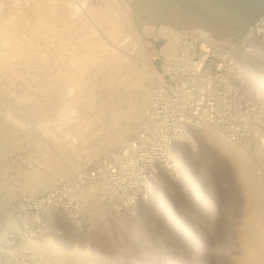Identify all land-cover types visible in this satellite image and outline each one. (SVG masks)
Wrapping results in <instances>:
<instances>
[{"label": "bare ground", "instance_id": "6f19581e", "mask_svg": "<svg viewBox=\"0 0 264 264\" xmlns=\"http://www.w3.org/2000/svg\"><path fill=\"white\" fill-rule=\"evenodd\" d=\"M89 1L0 0V158L4 155V149L7 146L18 141V136L23 130L28 131L26 128L30 120L40 126L47 136L46 139H49L55 147L54 151L52 149L53 152L49 153V159H43L32 170L20 173L25 175V178L23 176L24 179L20 180L21 186H15L12 179L0 180V193L2 191L3 194H8L4 197L1 193L4 198L0 199V202L4 203L7 198L10 199V195L17 190L15 188L24 187L27 193L35 194L54 186L60 179L58 176L64 177L81 170L109 148L119 146L121 142L131 138L137 131L143 113L146 112L149 104L145 90L148 85L146 76L137 70L130 71L117 82V85L105 77L106 74L111 76L110 71L117 70L120 64L119 54L111 50L107 41L119 48L126 45L124 33L130 31V18L126 8L121 3L116 6L117 2L116 5L112 3L115 7L111 10V6V11H106L102 7V9L100 7L95 9V6L87 3ZM129 1L136 13L150 2L152 5L165 2V0ZM80 4L89 5V8L86 7L87 16L81 13ZM88 16L102 24L101 29L106 30L104 37L107 41L92 27ZM107 20L108 24H106ZM167 22V25L159 30L162 35L170 36V33L176 35L186 29L185 27H182L183 30L176 29L175 26L180 23ZM144 23L145 28L152 33L156 32L152 18ZM125 34L127 36L125 38H128V32ZM168 49L169 46L166 45L164 50ZM100 51L102 53L97 58L94 54ZM116 86L121 88L120 91L124 94L130 96L132 93L136 94L134 102H131L133 99L125 102L130 105H127V109L125 106L123 108V103H115L112 99ZM121 119L124 122L127 120L125 124L123 123L125 126H120ZM195 135L198 146L196 148L186 146L184 157H179L182 178L178 181L161 176L156 185L158 206L155 202H141L136 207H140V210L142 209L149 216H154L158 212L157 207H163L166 204L162 203L164 202L163 190L169 189L175 192L179 188H183V197L187 194L189 203L193 204L195 195L200 190L196 179L184 162H191L200 156L195 154L200 142L203 149L209 146L218 149L224 159L223 163L232 167L242 190L240 191V200L243 204L240 206L243 211V215L240 213L242 224L238 223L240 228L236 225L237 231L241 232L238 236L241 244L239 246L235 243L240 250L238 256L233 258V262L234 264H264V184H262V177L256 172L257 164L253 156L251 157V154L249 155L243 149L244 147L241 148L237 143L229 142L215 128L196 132ZM46 139L42 140V143L47 141ZM58 156L63 158L62 163L58 162ZM37 165L43 167L39 168ZM186 182L190 184V188L186 187ZM96 187L92 184L84 191L93 194ZM10 205L14 209L16 203L13 202ZM111 205L118 204L109 202L102 207L106 209ZM99 207L96 204V213ZM5 210L0 205V235L5 225L11 224V222H4ZM98 213L100 214L101 211ZM66 227L72 228L73 234H77V228L71 225ZM78 245L74 242L67 248H62L56 243L54 236H45L30 240L26 248L34 252H46L49 257L58 259L56 264H103L102 259L96 261L91 257L88 247ZM121 252V257L117 258L119 260L126 255L125 252ZM153 252V254L156 253L155 257L171 252L170 257L175 258L173 250H154ZM146 254L150 253L146 252Z\"/></svg>", "mask_w": 264, "mask_h": 264}, {"label": "rangeland", "instance_id": "374dc122", "mask_svg": "<svg viewBox=\"0 0 264 264\" xmlns=\"http://www.w3.org/2000/svg\"><path fill=\"white\" fill-rule=\"evenodd\" d=\"M75 1L77 2L78 0ZM87 3L93 7L95 6V9H99L100 7V9L103 8L106 11H111L115 7L112 3L117 4L116 6H119L121 3L126 8V13H128L130 18V31L125 32H128L129 39L125 38L126 34L124 33L126 45L119 48V46H115L106 40L104 37V31L106 30L101 29L102 24L88 16L92 27L97 30L99 36L107 41L111 50L119 54V67L117 70H113V72L110 71L111 76L109 74L105 76L106 79L114 81L115 85H117L119 80L124 78L126 73L134 70L141 72L142 75L147 77L148 85L145 88L146 92L149 88L165 81H172L173 83L187 81L190 78V71L187 72L185 68L180 67L178 70L173 71L166 70L168 52L171 49L173 40L178 36L201 33L204 36L212 37L216 41L214 45L210 46V51L206 55H202L201 43L203 39L201 37L198 38L189 61L193 63L201 62L202 64L193 73L210 80V96L224 103V118L221 119L224 129L223 133L235 137L237 140L235 144L237 143L241 148L244 147L243 149L249 155L251 154V157L253 156V160L257 164L255 165L256 172L262 177V184H264V101L254 98L251 95L248 85L237 83L239 71H237L238 68L236 67L237 53H247L251 48L250 40L246 39L248 28L261 16L256 18L247 29L244 28L243 34L240 36L238 34L180 23L175 28L180 30L182 27H185L186 29L176 35L170 33V37L168 35H162L159 31L162 26L168 23L165 2L156 5H152L150 2L137 13L129 0H90ZM86 4L84 6L80 4V7L82 9L81 13L83 12L87 16L88 10L86 11V7L89 5ZM150 18H152L153 24L155 25L156 32L154 33L144 27V21ZM108 23L109 21L107 20L106 24ZM166 45L169 46V49L165 51L164 47ZM101 53V51L96 52L94 55H97V58H99ZM190 70L193 69L191 68ZM120 90L121 88L115 87V95L113 94L114 97L112 99L115 103H123V108L125 106V109H127V105H130L125 102H130L132 99L131 102H134L136 94L132 93L130 96L122 93ZM109 96L111 97L110 94ZM143 115L138 124L137 131L142 123ZM213 115H216V113H213ZM126 121H120L122 122L120 126H125ZM34 123L32 120L28 121L26 128L28 131L23 130L20 136H18L19 139L17 138L18 141L4 149V155L0 158L1 181L12 179L15 186H21L22 182L20 180L24 179L25 175L20 173L22 171L25 173L32 170L43 159H49V153H51L52 149L54 151L55 147L53 144L49 139H46L47 136L42 132L40 126ZM210 128L215 127L208 125L202 131L205 132ZM42 135L43 138L41 137ZM40 137L42 138L41 140ZM45 139L47 141H43L42 143V140ZM194 139L196 141V135ZM186 146L183 145L180 147V157H184V151L189 147ZM116 147L109 148L99 158L90 161L87 166ZM195 154H200V156L191 162H184L188 166L187 169L189 172L196 179L198 189L200 190V192L196 191L198 193L195 195L196 198L192 202L193 204L189 203L187 194L183 197V188H179L175 192L169 191V189L163 190L164 202L162 203L166 204L163 207H157L158 212L154 216H149L142 209L140 210V207L126 209L119 203L115 206H107L105 209L102 206L108 203L99 195L98 185L94 184L97 187L93 194L85 193L84 190H87V187L83 188L80 192L82 195L80 205L84 215V220L80 227H75L76 225L74 226L71 221L62 217L58 221L55 219L51 224H46V229L37 223V221L31 222L29 226L32 227V232L38 235L44 233L37 237V239L45 236H54L56 243L62 248H67L69 244L74 242L79 244V247H81L80 245L88 247L91 257L96 259V261L102 259L105 262L103 264H234L233 258L238 256L237 254L239 253V246L241 244V239L238 237L241 235V232L239 230L237 231V228H240L238 223L240 222V225L242 224V217L240 216L243 215V211L240 209V206H243L240 200V191H242L241 184L235 178L232 167L223 163L224 159L219 154L218 149L211 146L203 149L202 143L200 142V146ZM2 157L4 158L2 159ZM58 159L59 163L64 161L60 156H58ZM37 166L39 168L43 167L41 165ZM82 169L84 168H81L79 171H82ZM79 171L66 175L71 177V181L66 180L64 182L62 180L66 178L63 175L58 176L60 179H64H59L55 183L56 185L54 184L52 186H60V191H62V194L58 197L61 200L60 208L66 211L69 210L67 213L72 211L76 205L74 203L75 200L70 201L72 199L70 194L74 190L75 182H73V178L76 177L75 174ZM23 176L24 178H22ZM19 177L21 179H18ZM186 184V187L190 188V184L188 182ZM15 189L17 190L10 195L11 197L8 196L10 197V199L7 198L6 200L8 203L0 202V205L6 209L5 212L8 213L6 214L4 212L6 216L4 218L5 223L13 222L14 218L20 214L17 205L13 209V207H10V204L27 194L32 195L26 197V200H24L25 208L31 212L34 207H38L41 204L40 201L44 193L49 190L48 188L38 193L30 194L27 193L24 187ZM1 193L3 194L4 192L1 191ZM2 194L0 199H3L5 194L8 195L5 193L3 194L4 197H2ZM154 202L158 206V200L156 199ZM96 204L98 207L101 205L99 207L100 209L98 208L101 211L100 214L98 213L99 211L97 213L95 212ZM11 212H13L12 215ZM94 218L96 219L94 220ZM8 225L7 227H9ZM68 225L73 226L75 229L77 228V234H73V229L66 227ZM234 230L239 233L237 234ZM15 239L14 242L19 247L22 240L16 234ZM235 243L239 246L235 245ZM27 244L23 249L20 248L18 250L42 257L45 264H56L57 258L53 256L49 257L44 251L34 252L29 250L26 248ZM166 249L174 251V259L170 257L171 252L170 254L169 252L168 254L166 253L168 257L166 255H156L155 257L156 253L153 254L154 250L166 251ZM121 251L125 252L126 255L122 257V260H119L117 258L121 257ZM146 252L150 254L148 255ZM152 256L158 260L152 258ZM147 257L148 259H146ZM33 264L37 263L35 262Z\"/></svg>", "mask_w": 264, "mask_h": 264}, {"label": "built area", "instance_id": "2783aa9c", "mask_svg": "<svg viewBox=\"0 0 264 264\" xmlns=\"http://www.w3.org/2000/svg\"><path fill=\"white\" fill-rule=\"evenodd\" d=\"M248 29L246 39L250 40L251 48L247 53H237V83L248 85L251 95L264 101V16ZM193 35L186 34L173 40L166 63L168 71L180 67L190 71L189 80L182 83L165 81L147 90L149 105L136 134L75 174L70 201L75 200L76 205L72 211L67 213L69 210L60 208L61 200L58 197L62 191L59 185L49 188L41 204L31 212L25 208L24 200L32 195L15 201L20 214L0 235V264H45L42 257L18 250L23 249L31 239L44 234L32 232L29 224L37 221L46 229V224L62 217L75 227H80L84 220L80 205L83 188L97 184L99 195L107 203L116 202L126 209L136 208L141 202L153 203L156 200L157 181L161 176L178 181L182 178L179 149L183 145L196 148V132L211 125L229 142H237L235 137L223 133L221 119L224 118V103L210 96V80L193 73L202 63L189 61L199 37L203 39L202 55H206L216 41L201 33ZM64 178L60 180L66 182L71 179L68 176ZM15 234L22 240L19 247L14 242Z\"/></svg>", "mask_w": 264, "mask_h": 264}, {"label": "water", "instance_id": "95a60500", "mask_svg": "<svg viewBox=\"0 0 264 264\" xmlns=\"http://www.w3.org/2000/svg\"><path fill=\"white\" fill-rule=\"evenodd\" d=\"M165 9L167 21L241 35L264 15V0H165Z\"/></svg>", "mask_w": 264, "mask_h": 264}]
</instances>
